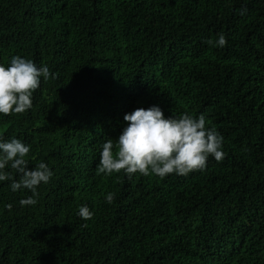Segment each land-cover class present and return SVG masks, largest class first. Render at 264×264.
Returning a JSON list of instances; mask_svg holds the SVG:
<instances>
[{"label": "trees", "instance_id": "obj_1", "mask_svg": "<svg viewBox=\"0 0 264 264\" xmlns=\"http://www.w3.org/2000/svg\"><path fill=\"white\" fill-rule=\"evenodd\" d=\"M12 56L55 78L27 112L0 114V136L54 175L35 206L0 182V264H264V0H0V64ZM152 105L204 114L223 159L187 176L98 174L124 115Z\"/></svg>", "mask_w": 264, "mask_h": 264}, {"label": "clouds", "instance_id": "obj_2", "mask_svg": "<svg viewBox=\"0 0 264 264\" xmlns=\"http://www.w3.org/2000/svg\"><path fill=\"white\" fill-rule=\"evenodd\" d=\"M214 47L223 48L226 37L218 34L217 39L208 41ZM55 78L47 65H37L32 60L12 56L10 63L0 64V114H23L33 107V93L40 87L41 79ZM126 122L118 138H109L101 145L98 174L120 173L131 179L139 173L143 176L156 175L164 178L170 174L187 176L195 170H204L209 157L220 161L224 157L223 136L214 127L206 126L204 114L193 116L184 113L166 117L159 105L137 108L123 117ZM31 145L12 137L4 140L0 136V182L10 181L12 192L28 190L30 196L21 199V207L38 203L41 184H48L54 173L45 162L31 170L25 157ZM13 170L18 179L8 170ZM113 193H107L105 200L111 204ZM8 209L12 208L9 204ZM80 218L91 219L93 212L87 205H81Z\"/></svg>", "mask_w": 264, "mask_h": 264}]
</instances>
